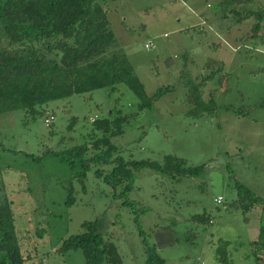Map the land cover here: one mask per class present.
Returning a JSON list of instances; mask_svg holds the SVG:
<instances>
[{"label":"rangeland","instance_id":"rangeland-1","mask_svg":"<svg viewBox=\"0 0 264 264\" xmlns=\"http://www.w3.org/2000/svg\"><path fill=\"white\" fill-rule=\"evenodd\" d=\"M222 1L105 2L114 48L125 56L144 94L149 98L157 89H170L152 101L151 110L139 111L136 98L119 84L114 93L98 90L42 106L52 116L49 128L45 117L29 123L21 110L0 114V203H11L24 264H83L81 251L61 255L56 249L79 234L83 222L94 220L115 245L120 264H144L133 215L114 197L121 188L104 185L92 169L80 183L78 170L61 160L65 149L95 135L93 119L115 110L126 121L110 142L124 161L159 163L173 156L188 167L203 165L201 175L190 179L150 170L133 174L126 200L143 211L137 217L140 230L164 264H219L214 251L224 242L230 264H259L250 246L259 211L242 213L229 204L236 199L234 183L264 201V19L252 36L256 20L246 16L264 10V0H239L226 9ZM147 41L152 48L144 50ZM194 85L202 100L212 99V113H188L192 106L185 97L189 92L195 98ZM71 117L76 123L67 131ZM68 189L71 205H65ZM202 214L209 223L189 220Z\"/></svg>","mask_w":264,"mask_h":264},{"label":"trees","instance_id":"trees-1","mask_svg":"<svg viewBox=\"0 0 264 264\" xmlns=\"http://www.w3.org/2000/svg\"><path fill=\"white\" fill-rule=\"evenodd\" d=\"M106 1L115 0H0V43L5 42L0 47V114L21 110L29 123L41 117L52 120L51 114L47 115L42 106L98 90L114 93L118 91L116 86L119 84L136 98L139 111L151 110L152 101L170 91L168 87L157 89L149 98L144 94L125 56L114 48V35L103 8ZM238 1L223 0L222 8L226 9ZM230 12H233L235 22H240L238 13ZM248 15H253L256 20L252 26L254 36L264 19V10ZM210 77L204 78L201 86ZM198 89V85H194L195 98L189 92L186 94L185 100L192 106L188 113H212V99L202 100ZM51 120L46 128H49ZM125 121L126 117L118 110L110 111L106 117L93 119L90 130L95 135L88 142L65 149L61 160L71 171L78 170L74 175L80 183L92 169L94 178L104 185L112 190L118 186L121 188L114 197L122 200L121 206L128 208L133 215L137 235L141 238L144 264H164L140 230L137 217L143 211L136 210V204L126 200L132 189L133 174L139 170H150L174 180L190 179L201 175L203 165L188 167L185 161L173 156H163L159 163L124 161L110 139L121 135ZM75 123L76 118L71 117L67 131H71ZM88 152L89 156H86ZM106 167L108 171H104ZM234 188L236 199L229 204L232 210L240 209L245 213L257 208L259 211L257 236L250 246L255 260L264 264V201L238 183H234ZM72 203L71 189H68L65 205ZM189 220L200 224L210 221L204 214L191 216ZM80 228L79 234L61 242L56 249L58 254L79 250L83 264H120L117 249L109 239L103 238L98 220L83 222ZM227 245L224 242L214 251L219 264H230ZM24 261L14 236L11 203L3 200L0 203V264H24Z\"/></svg>","mask_w":264,"mask_h":264},{"label":"built area","instance_id":"built-area-1","mask_svg":"<svg viewBox=\"0 0 264 264\" xmlns=\"http://www.w3.org/2000/svg\"><path fill=\"white\" fill-rule=\"evenodd\" d=\"M150 48H152V44H151V42L150 41H147L144 45H143V49L144 50H149ZM51 120V118H49V119H47V120H45L44 121V124H45V126L49 123V121ZM220 198L218 197L216 200H215V203H220Z\"/></svg>","mask_w":264,"mask_h":264}]
</instances>
